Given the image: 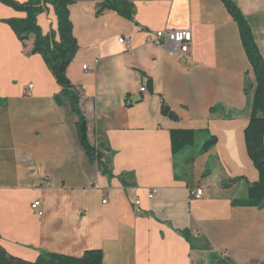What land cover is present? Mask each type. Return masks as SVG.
<instances>
[{
    "label": "crops",
    "instance_id": "1",
    "mask_svg": "<svg viewBox=\"0 0 264 264\" xmlns=\"http://www.w3.org/2000/svg\"><path fill=\"white\" fill-rule=\"evenodd\" d=\"M128 1L134 20L98 14L97 0L69 6L78 51L68 76L109 174L87 156L78 117L68 99L56 100L61 88L42 55L29 54L35 38L24 44L2 21L26 13L0 2V244L29 261L102 249L103 264H264V202L239 203L258 171L244 136V86L255 74L237 22L222 0ZM234 1L264 58V0ZM38 22L44 32L56 25L52 8ZM165 29H190V52L149 41ZM146 77L153 93L141 91ZM163 102L178 120L162 114ZM179 129L199 133L174 154ZM210 135L217 143L196 155ZM198 188L202 198L193 196Z\"/></svg>",
    "mask_w": 264,
    "mask_h": 264
},
{
    "label": "trees",
    "instance_id": "2",
    "mask_svg": "<svg viewBox=\"0 0 264 264\" xmlns=\"http://www.w3.org/2000/svg\"><path fill=\"white\" fill-rule=\"evenodd\" d=\"M97 13L112 10L119 15L134 20L135 7L128 0H97ZM230 14L237 22L242 43L255 74V83L246 78L244 90L248 98L249 122L245 128L244 136L247 153L258 171V179L246 183V197L239 203L243 205L260 206L264 202V58L256 42L253 29L234 0H222ZM15 10L26 13L23 18L4 19L15 31L17 37L24 44L32 36L35 38L29 54L42 55L46 65L52 71L56 82L61 88L57 94L58 103H63V98L68 99L71 111L78 117L76 126L79 140L91 161H98L103 171L110 173L107 163L102 162L103 152L91 142L89 137V121L81 107V93L68 76V67L72 63L77 51L78 41L74 35L73 24L70 18L69 6L72 0H0ZM54 11L56 25H51L47 32L38 22L43 13ZM147 87L153 93V80L148 78ZM220 107L211 108L212 112ZM162 114L173 120H178V115L165 103H162ZM196 130L179 129L172 131V146L174 154H179L184 149L196 142ZM217 137L210 135L196 155L208 152L216 143ZM209 168L206 175L209 173ZM244 179L237 177L230 179L229 183ZM184 236L192 246L195 238L189 230L183 231ZM104 252L102 249H88L81 256H70L55 252H42L36 260L29 261L10 254L0 244V264H103Z\"/></svg>",
    "mask_w": 264,
    "mask_h": 264
},
{
    "label": "built area",
    "instance_id": "3",
    "mask_svg": "<svg viewBox=\"0 0 264 264\" xmlns=\"http://www.w3.org/2000/svg\"><path fill=\"white\" fill-rule=\"evenodd\" d=\"M193 40V34L190 29H177V30H159L152 34L149 37V41L157 46H162L165 44H170L173 50L180 54L181 56H185L190 52L191 45ZM121 42H127L125 38H121ZM87 68V66H84ZM144 85L141 87V91L147 90V82L148 78L146 77L144 80ZM32 84L29 88H32ZM157 192V188H152L149 197L152 198ZM205 194V190L203 188H198L196 191L193 192V196L196 198H202ZM136 205L140 204V200L138 198L135 199ZM32 208L37 210L40 215L43 214L42 210V202L37 200L32 203Z\"/></svg>",
    "mask_w": 264,
    "mask_h": 264
},
{
    "label": "rangeland",
    "instance_id": "4",
    "mask_svg": "<svg viewBox=\"0 0 264 264\" xmlns=\"http://www.w3.org/2000/svg\"><path fill=\"white\" fill-rule=\"evenodd\" d=\"M201 143H202V142H199V145H201ZM194 171H195V173H196V170H194ZM242 180H243V179H242ZM239 181H241V180H239ZM244 181H245V180H244Z\"/></svg>",
    "mask_w": 264,
    "mask_h": 264
}]
</instances>
